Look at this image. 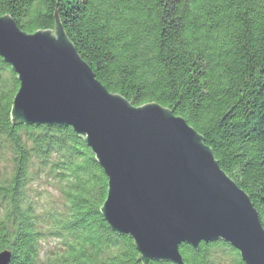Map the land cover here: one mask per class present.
<instances>
[{"label": "trees", "instance_id": "16d2710c", "mask_svg": "<svg viewBox=\"0 0 264 264\" xmlns=\"http://www.w3.org/2000/svg\"><path fill=\"white\" fill-rule=\"evenodd\" d=\"M6 15L29 34L59 18L111 93L184 118L264 226V0H0ZM18 89L0 56V252L12 251L10 264H145L101 213L108 179L84 138L71 127L14 124ZM42 174L61 209L38 210L29 197ZM47 238L59 244L44 262ZM180 252L185 264H246L222 240Z\"/></svg>", "mask_w": 264, "mask_h": 264}, {"label": "water", "instance_id": "95a60500", "mask_svg": "<svg viewBox=\"0 0 264 264\" xmlns=\"http://www.w3.org/2000/svg\"><path fill=\"white\" fill-rule=\"evenodd\" d=\"M0 56L19 83L12 122L71 127L84 138L108 179L101 213L133 239L141 261L185 264L181 246L222 240L246 264H264L259 212L205 138L158 103L135 107L111 93L59 18L29 34L0 17ZM11 260V250L0 252V264Z\"/></svg>", "mask_w": 264, "mask_h": 264}, {"label": "rangeland", "instance_id": "374dc122", "mask_svg": "<svg viewBox=\"0 0 264 264\" xmlns=\"http://www.w3.org/2000/svg\"><path fill=\"white\" fill-rule=\"evenodd\" d=\"M28 194L37 204L38 210L62 208V196L52 179L47 178L45 174L35 177V180L29 185ZM58 244L59 242L52 238L44 240L42 243L40 260L45 262V258L49 256V253L53 251Z\"/></svg>", "mask_w": 264, "mask_h": 264}]
</instances>
